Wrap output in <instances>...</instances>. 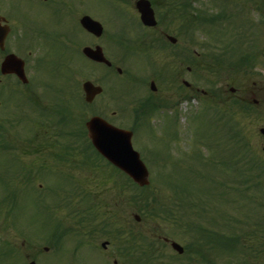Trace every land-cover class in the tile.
I'll return each mask as SVG.
<instances>
[{"label": "rangeland", "instance_id": "obj_1", "mask_svg": "<svg viewBox=\"0 0 264 264\" xmlns=\"http://www.w3.org/2000/svg\"><path fill=\"white\" fill-rule=\"evenodd\" d=\"M0 1L3 4L5 2L11 4L10 2L13 0ZM83 1L92 16L108 27L110 32L114 31L111 34L132 36L134 31L140 30L135 14L131 10L134 9V0H115L121 1L127 7L121 3L112 2V0ZM159 1L156 0V3L158 4ZM161 3L162 1L158 5ZM199 4L198 1L194 2L193 7H207V10L209 9L208 0H201V4ZM69 10L67 3L63 1L59 10L54 13H45L42 16L38 13L34 16L43 17L47 21L58 22L62 26H68L75 20L74 13L69 12ZM154 10L159 20L156 29H162L165 33L175 36L177 45L180 44L176 23L165 21L169 14H164V10L155 8ZM249 16L258 23L259 16H255L253 13H250ZM253 29L256 34H259L261 48L264 51V30H260L259 27ZM214 30L217 28L210 29V27L202 26L199 29L202 34L196 36L197 41L220 45ZM73 31L76 38L85 39V41L80 42V46L77 48L80 50L83 45L88 43L86 40L88 37L85 32L77 27ZM142 32L143 29L139 33ZM148 32L155 31L148 30ZM95 41L103 47L104 52L105 49L107 50L108 55L106 52L105 54L109 59L120 61L121 67L128 71L132 69L130 57L118 48L116 49L114 44L110 42L111 39L108 40L107 36H101ZM12 44L13 40L9 38L6 41V46L11 49ZM41 45L43 46V44ZM44 45L46 51L41 57L40 49L38 51L31 50L30 53L28 50L14 51L18 56L26 59L25 70L29 85L33 88L32 92L38 101H43L46 104L51 102L48 106L55 103L57 107L63 106L66 102L65 104L69 106L72 112L77 114L76 121L85 120L92 113H96L119 127L129 129L133 125L130 109L127 108L126 110L124 105L126 99L119 98V80L107 76L102 67L93 63L90 64L85 57L77 54L73 46L65 40L49 38ZM165 45L167 48L172 47L168 41H165ZM197 48L193 47L198 53L205 52ZM3 56L4 54L0 53V61ZM37 57H40L37 62L38 70L35 67ZM147 67L150 71L152 70V61L147 62ZM259 75L264 76V62L262 60L254 66L249 74L238 73L232 83L234 87L239 89L238 92L241 91L239 94L242 95L245 102L251 104L253 98L258 100L257 108L253 107L255 111L242 112L236 110L234 112L235 117L233 116L234 121L230 122V124L236 123L237 130L245 135L248 149L241 148L240 144L237 143L229 146L230 143L224 142V140L226 141L224 131L227 126L224 127L223 131V128L219 126H223V121L219 125H215L211 113L203 115L200 97L190 101H179L177 106L164 112L166 114L165 122L167 116L174 115L176 122L170 121L163 126L165 122L162 124L160 122L164 119L156 114L150 118L152 128L150 135L147 130L142 128H138L133 135L134 146L141 151L145 159L144 162L149 169L148 198L151 193L155 195L158 209L154 212L150 206L141 203L143 210L148 212L138 214L139 221H136L132 210H137V208L125 201L121 206L115 208L117 215H114L113 220L117 222L116 224L122 222L125 229L140 233L146 240L151 241L152 239L155 245L150 249L148 248V257L155 264H231L232 261H244L247 258L248 264H264V152L262 150L264 133L259 132V128L264 127V84L260 85ZM249 76L250 78H248ZM85 79L99 83L104 87L103 95L98 97L90 107L83 106L81 102H78V106L76 105L78 98L82 97L80 86ZM253 81L256 83L253 84ZM51 84L52 86L46 89L45 86ZM17 85L19 84L15 77L0 74V88L5 86L18 90L23 89L22 85L19 87ZM20 95L15 91L14 93L12 91L0 93V145L10 146L8 149L0 147V207L3 206L0 209V245L4 246V243H7L1 253L7 248L12 250L8 255H1L0 260H3V264H27L29 260H34L35 264H114L113 259L118 251L114 243L117 242L114 241L110 233L105 232L110 225H106L107 220L105 218L107 216L105 217L103 213L104 210L109 211L113 199L118 202L116 185L121 181L120 176L111 167H103L102 163L103 166L101 164L100 166H84L79 162L80 160H76L79 162L80 168H77L78 165L73 166V162L66 163L67 165L61 163V165L53 157L56 153L54 151H57L56 148L39 153H26L34 149V144L29 142L32 139L31 131L33 130L31 122L34 119L26 114V116L21 117V114L23 112L28 113L26 108L33 109V107L26 106L23 99L24 95L22 94V97ZM68 98H71V101ZM48 106L42 112L44 116H51L48 111L52 106ZM199 106L200 108H198ZM256 113L260 115L257 116ZM27 116L29 118H26ZM30 116L34 117L31 113ZM228 116L226 121H229L230 116ZM35 119L37 120V118ZM160 125L162 127L156 129ZM27 129H31V131L28 132ZM234 130L236 128H231L230 134H234ZM36 132L38 135L51 133L45 132L41 126L36 129ZM169 132H175L177 138L171 140L163 136V133L169 135ZM152 134L155 137L154 143L149 139ZM222 134L225 135L224 138H222ZM157 139L158 146L155 145ZM61 141L63 140L61 139ZM167 144H169V148L166 151L162 150ZM245 150H249V152L239 160L242 155H245ZM156 151L160 153L161 168V164H158L153 157L158 159L155 155ZM195 154L201 156V159H197ZM13 155H18V160ZM221 155H224L226 162L238 161L236 169L241 170L243 175L249 176L253 182L262 181L258 187L245 190L253 200V204L257 206L260 203V207L257 206V209L252 210L251 205L245 206L234 191H232L233 193L222 191L224 187L228 189L229 185L240 188H243L244 185H240L236 181L233 182L229 175L227 177L225 171H220V165L211 167L204 164V162L208 163L209 158L219 161ZM254 160L262 165L260 175L257 174L258 169L251 164ZM173 162L178 163L177 167L173 168ZM20 165L26 166V171L34 175L30 181L14 178L16 177L14 173ZM40 166H47L43 173L44 177L41 175L44 169L39 168ZM19 173L23 176L25 174L24 169ZM203 174H209L211 179L217 183L219 181L225 182V185L221 186L218 183V185L215 184V188L211 187L212 185L208 183L207 179L203 180L200 176ZM251 180L249 184H251ZM83 188L89 192L86 199L79 198L80 194L78 197L74 195L77 190ZM207 188L209 189L208 192ZM186 190L188 191L186 192ZM186 193L193 195L192 197L197 203L194 211L190 213H186L183 203L189 196ZM70 197L72 199L67 205L56 204L59 199ZM40 201L42 206L46 208L45 210L40 207ZM205 205L208 208L205 207L202 211L206 210L204 212L209 213L208 218L213 219L215 223L203 225L218 236L230 235L235 237V240H231L230 246L236 245L239 251L229 254V249L226 251L222 248L220 251H216L210 245L205 244L196 245V248H192L200 252L199 256L189 252L188 246L193 243V234H191L193 231H188L186 222L199 217L197 212L201 206ZM10 207H12V211L8 212ZM151 212L157 214L151 215L149 214ZM90 213L93 216L96 215L95 220H91L89 226L82 228V225L77 224L79 215L88 216ZM110 217L112 218V216ZM58 221L60 225L56 233L59 237L51 238L48 234ZM66 229L72 230L66 231ZM80 231V234L86 235L87 243L97 245L100 253L87 246H82L73 251L76 243L85 241L80 235H76V232ZM165 238L168 239L167 242L164 241ZM171 240L184 247L183 254H177L170 247L169 241ZM103 241H107L108 244L101 249L99 244ZM203 243L206 241L203 240ZM44 247H47V250H44ZM202 254H205L213 262H207L206 257H203ZM123 263L127 264L124 260ZM148 263L149 259L146 264Z\"/></svg>", "mask_w": 264, "mask_h": 264}, {"label": "flooded vegetation", "instance_id": "obj_2", "mask_svg": "<svg viewBox=\"0 0 264 264\" xmlns=\"http://www.w3.org/2000/svg\"><path fill=\"white\" fill-rule=\"evenodd\" d=\"M62 1L67 3L70 9L69 12L72 11L75 15V20L68 26H62L58 22L47 21L43 17L37 18L34 16L38 13L41 16L45 13H54L59 10ZM240 1L245 3V10L249 7L255 15L262 14L264 16V0ZM233 2L235 4L237 0H230L229 5H226L225 11L228 14L235 15V12H233L235 6H232ZM78 4L79 0H24L4 6L0 4V12L4 13L6 22L10 27L8 35L13 40L12 48L8 47L9 51L21 49L28 50V53H30L32 49L36 51L40 49L44 52L46 51L44 43L49 38L65 40L73 47H77L80 44V39L76 38L74 34L73 30L75 27L85 32L88 37V43L92 44L96 37L88 33L80 25L81 9L80 6H77ZM85 9L88 12L87 14L91 15L89 9L87 7ZM164 14L168 13L165 12ZM193 17L196 18L192 12L185 10L176 3L172 4L168 19L170 23H176L177 37L181 41L178 45L176 38V41L171 43L172 47L162 46L167 36L162 29H155V32L145 31L143 36L140 37L139 52L141 54H155V72L151 75L144 73L145 69H141V65L139 66L138 63V73L130 72L128 78L136 83L135 90L131 93L132 98L142 100L139 104L146 112L150 111L151 105L153 108H162L163 105H166V101L169 98L172 99L177 92L186 96L211 97L219 104L230 103L233 110H236L240 104L239 89L232 85L238 75L235 71V69H238L235 60L231 54L226 53L225 49H222L223 51L216 58L217 63H214L207 54L198 53L193 49L192 37L188 27ZM168 19L166 18L165 21H168ZM72 28L73 30H71ZM153 28L145 26V29ZM200 49L203 50V48ZM261 56L260 61L264 62V53ZM141 64L143 66L144 63ZM112 66L111 64V66L107 67L113 69ZM209 69L220 72V77L217 79L216 76V79L209 82ZM118 74L122 75V73ZM258 81L260 85L264 84V76L259 75ZM151 82H154L155 90L151 89ZM255 83L253 81V84ZM209 84H211V88H209ZM254 101L256 102V100ZM127 260L128 258L125 257L124 262L127 263Z\"/></svg>", "mask_w": 264, "mask_h": 264}, {"label": "water", "instance_id": "obj_3", "mask_svg": "<svg viewBox=\"0 0 264 264\" xmlns=\"http://www.w3.org/2000/svg\"><path fill=\"white\" fill-rule=\"evenodd\" d=\"M137 6L142 13L141 18L143 22L149 25L154 24L152 11L149 8L148 2L140 0L137 2ZM81 22L88 30L95 34L100 33V25L89 17L84 16L81 19ZM6 32L7 29L0 26L1 46ZM83 52L94 60L104 61L109 64V62L103 57L100 48L93 50L86 47L83 49ZM1 71L3 73L15 72L20 78L24 79L22 61L12 54L5 57L1 64ZM83 89L85 91L86 100L88 101L92 100L93 96L101 91L99 86H94L89 81L83 83ZM86 126L93 144L105 157H107V159L129 174L138 184L144 185L148 183V172L139 159L137 152L132 149L130 143L131 133L129 131L113 127L100 117H92L86 123ZM172 247L179 252L182 251V248L176 243H172ZM29 264H34V262L31 261Z\"/></svg>", "mask_w": 264, "mask_h": 264}, {"label": "trees", "instance_id": "obj_4", "mask_svg": "<svg viewBox=\"0 0 264 264\" xmlns=\"http://www.w3.org/2000/svg\"><path fill=\"white\" fill-rule=\"evenodd\" d=\"M242 140V138H241ZM242 143H244L243 146H246L247 143L245 141H241ZM244 183L248 182V179L245 178L243 180ZM261 184V181H257L255 183V186ZM250 186V184L245 185L243 188H238L237 187V191L242 195V197H244V195H246L247 193L245 192V190ZM127 188V191L125 190ZM149 190L148 187H138L137 185L131 183L129 180L128 182L124 185V183L121 184V186L118 188V192H117V200H118V204L120 203V200H124L126 199V201H128V203L131 206H134L137 208L136 211L142 213L145 212L147 213V210H143V206L141 203H145L146 205L150 206L151 210L156 212V209H158L157 206V201H156V197L153 193H151V196L148 198L149 194L147 193ZM212 190V189H211ZM187 195H189V193H187ZM190 197V195H189ZM121 200V201H122ZM150 204V205H149ZM149 214H153V213H149ZM114 225V224H112ZM115 230V227H113V231ZM128 234L126 236H124L122 239L123 243H140V241L143 242V236L140 233H137L131 229H129ZM152 246L151 245H146V250H145V254L148 253V248L150 249ZM2 248H0V255H8L10 252H12V250L10 249H6L3 253L2 252ZM234 250V249H233ZM152 258V257H151ZM154 258V256H153ZM149 259V263L148 264H152V260L150 258L145 257L144 259V264H146V262H148ZM0 264H3V260H0Z\"/></svg>", "mask_w": 264, "mask_h": 264}]
</instances>
